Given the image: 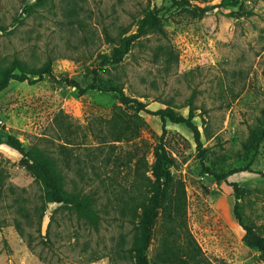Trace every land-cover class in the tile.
Listing matches in <instances>:
<instances>
[{"label":"rangeland","instance_id":"1","mask_svg":"<svg viewBox=\"0 0 264 264\" xmlns=\"http://www.w3.org/2000/svg\"><path fill=\"white\" fill-rule=\"evenodd\" d=\"M148 15L157 24L141 26ZM0 27V76L52 59V77L0 92V134L53 157L67 190L92 193L98 216L93 228L58 205L42 210L22 156L2 144L0 264H135L155 150L165 172L150 264H187L179 227L210 264H264L227 186L241 190L242 223L264 226V0H0ZM90 85L115 86L145 110ZM189 99L200 149L186 127L163 129L150 114L186 117Z\"/></svg>","mask_w":264,"mask_h":264},{"label":"trees","instance_id":"2","mask_svg":"<svg viewBox=\"0 0 264 264\" xmlns=\"http://www.w3.org/2000/svg\"><path fill=\"white\" fill-rule=\"evenodd\" d=\"M234 4H236V1ZM201 12L204 11L202 10ZM156 24V16L148 15L147 18L141 23V26ZM158 31L161 34H164V31L161 27H158ZM104 35L107 40H112L106 32ZM123 54L124 53L121 50H115L112 61L114 63L120 62ZM14 70V65L4 69L2 75L0 76V92L8 86L10 81H26L29 84H32L38 80H41L44 76L52 77V59L47 58L42 65L29 70L28 72L23 70L14 72ZM29 75L36 77V79L31 80ZM68 85L79 90V85L76 82H69ZM88 89L98 92L116 93L121 103H133V105L137 106L139 110H145L143 109L144 107L141 103H138L134 99L127 98L123 92L115 86L90 85ZM79 91L84 92L83 90ZM186 106L188 107V114L186 117L176 114L171 108L168 107L156 110L151 113L150 111L148 112L159 117L163 129L165 123L167 122L170 124H180L186 127L192 133L196 147L200 149V132L197 128V125L193 123V119L196 117V115H194L193 112L191 99H189ZM115 141H118V139ZM2 144L17 151L22 156V162L25 170L40 187L42 210H44L49 204H55L61 209H65L68 212L75 214L78 219L84 221L88 226L93 228L96 227L98 216L94 209L95 199L92 196V193H83L74 188H72L70 191L67 190L62 169L53 157L48 156L44 150H41L36 146H32L28 150L24 151L21 143L15 137L10 135L0 134V145ZM154 158L155 163L152 170V177L154 178L155 183L153 186V192L150 196L149 204L143 207L141 210V221L139 227L140 236L139 241L134 247L135 264H150L149 259L146 256V250L148 249L151 241V230L154 221V214L161 208V187L162 181L164 180L163 174L165 171L162 170L161 155L157 150L154 151ZM239 171H241V169H234L228 174ZM228 174L215 175L214 178L216 183L222 184L227 182L226 177ZM227 186L231 188L234 195L233 216L236 223L243 231V241L253 247L261 255V257L264 258V226H247L242 223V218L238 210V200L241 197V190L236 185V183L229 182L227 183ZM178 191L179 189H177V192ZM181 194L182 195L176 193L175 196L177 214L184 204V193L182 187ZM16 229L17 231L19 230L18 232H20V227L18 224L16 225ZM179 229L182 231H180V234L183 236L181 255L184 257L185 262L187 264H210L207 259L204 258L196 243L187 234L186 228L179 227ZM179 262L180 261H178L177 264H179Z\"/></svg>","mask_w":264,"mask_h":264}]
</instances>
